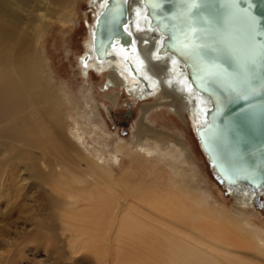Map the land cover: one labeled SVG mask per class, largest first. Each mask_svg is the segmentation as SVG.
Wrapping results in <instances>:
<instances>
[{
    "label": "bare ground",
    "instance_id": "bare-ground-1",
    "mask_svg": "<svg viewBox=\"0 0 264 264\" xmlns=\"http://www.w3.org/2000/svg\"><path fill=\"white\" fill-rule=\"evenodd\" d=\"M106 1L88 0L94 12L92 21L87 23L89 30L87 46L77 59L81 77L88 81L90 71L100 72L104 79L101 84L103 92H99V95L114 106L119 104L121 91L124 89L129 90L130 94L133 92L135 100L152 98L158 94L154 103L142 107L143 116L138 123L140 128L138 134L155 132V136L151 139L153 143L145 145L144 139L138 137L137 143L131 147L128 155L135 151L136 147L137 152L147 157L150 155L156 159L168 160V163L178 161L179 166L173 164V168L183 174V166H188L192 161L188 158L190 154L188 155L185 147L178 145L172 135L152 129L153 125L148 129V124L145 123L147 120L152 124L154 115H160L158 113L166 110L170 115L179 116L182 120L190 118L195 138L209 163V158L196 133V128L202 123L200 115L202 110L199 106L205 107L207 100L199 96L195 90H191L190 84L184 80L185 72L176 71L179 63L172 62L170 57L154 55L153 51L159 44L160 35L149 28L144 14L136 13L135 8H141V0H129V18L132 21L126 28L133 33L134 44H137L139 54L116 45L118 48L114 46L113 50H109L108 55L100 59L96 57L93 31L96 18L103 10ZM41 2L42 0H0V121L8 118L12 113L25 111L20 104L22 96L26 95V107L29 112L26 121L31 127L29 130L31 142L26 147V153L34 150L36 164L33 165L47 175L51 173L52 161L45 148L49 150L53 148L56 154L59 153L53 159L55 181L50 186L47 183L46 186L43 185L44 183L38 186L46 192H54L62 204L58 216L60 233L57 234L56 240L67 243L73 255L81 254L83 251L90 253V255L88 253L80 255L82 261L88 257L99 260L104 256L101 253L103 246L106 247V241H109L110 246L112 245L110 256L114 264H121V260L127 259L134 262L143 260L142 264H159L161 257L158 255L161 253L165 254L167 264H224L220 257L224 246L225 264H234L228 257L229 253L226 252L233 248L245 250L250 254L248 258L250 262L237 261L236 264H264V233L261 235L251 232L248 235L239 233L242 238L238 236V243L231 242L229 234L242 232L241 225L229 224L234 230L232 231L227 225L218 221V218H214L209 200L205 196L194 197L190 191L185 190L184 183L182 184L178 179L181 175H177L179 177L176 178V171H173L175 175L166 178L160 176L161 180L166 181L164 185L163 180H159L163 186L159 184L158 188H147L144 185L146 183L141 179L140 182H134L135 186L131 189L126 188V192L121 195L119 191L116 193L112 181L115 169L122 166L120 155L126 154L127 150V144L121 139L115 143L116 150L106 154V147L109 146L110 141H107V136L98 134L100 137L93 140L97 145H93L91 150L86 148L89 154L86 156L79 153L67 141L57 142L58 145L53 144L46 131L39 130L35 115L38 109H42L47 120L60 119L58 113L52 111L56 108L58 96H55L56 93L53 91V78L47 70V63L37 51L31 54L37 46L42 34L41 28L45 24L42 21L39 28L33 27L30 17L26 19V13L28 10L33 13L41 11L39 6ZM33 20L35 21V18ZM221 42L225 43L228 49L230 48L233 55L239 52L246 54L251 52L246 49L244 43L238 44L237 47L236 41L228 43L222 39ZM85 56L89 59L83 61ZM220 67L222 66L216 64L209 66L208 69L221 72L223 68ZM212 79L217 82L222 81L220 78ZM87 88H89L88 96H92L98 102L95 98V89L92 86ZM69 102L75 101L69 98ZM131 110L130 118L135 115L133 109ZM103 127L109 131L108 127ZM68 133L74 143L80 147L87 142L86 133L80 131L77 124H69ZM25 142L23 138L19 140L20 145L25 146ZM82 162L86 166L84 169ZM69 166L74 170L75 178L70 177L73 181L68 185L70 186L68 189L65 188L67 183L63 184L64 182L62 183L57 176L63 180L64 177L61 176L65 169L69 170ZM210 167L215 173L211 165ZM192 170H196V167ZM23 185L26 186V183ZM224 187L236 200V205L241 211L243 209L256 211L254 207L256 199L260 194L264 195V190H251L248 186ZM21 194L16 200L10 177L0 172V209L19 204ZM246 225L250 227L248 223ZM232 234L231 236H234L235 233Z\"/></svg>",
    "mask_w": 264,
    "mask_h": 264
},
{
    "label": "rangeland",
    "instance_id": "rangeland-1",
    "mask_svg": "<svg viewBox=\"0 0 264 264\" xmlns=\"http://www.w3.org/2000/svg\"><path fill=\"white\" fill-rule=\"evenodd\" d=\"M39 6L41 11L33 13L28 10L26 13V19L28 16L30 17L33 27L39 28L42 21L45 24L41 28L42 34L37 46L34 47L31 54L37 51L47 63V70L53 78V91L56 93L55 96H58L56 108L52 111L57 112V116L60 117L59 120L56 118L47 120L42 109H38L35 115L39 123V130L44 129L53 144L58 145L57 142L67 141L79 153L86 156L89 155L86 148L91 150L93 145H97L93 140L99 136L98 134H102L103 137L107 136V141H110L109 146L106 147V154L116 150L115 143L121 139L123 143L127 144V155H120L122 166L115 169L114 178H112L116 193L119 191L121 195L126 192V188L131 189L141 179L146 183L144 185L147 188H158L160 181L163 180L164 185L166 183L164 179L161 180L160 176L166 178L169 175H175L173 171H176V178H178L177 175H181V172L173 168V164L179 166L178 161L168 163V160L156 159L150 155L147 157L143 153L137 152L136 147L135 151L128 155L131 147L137 143L138 137L144 139L145 145L153 143L151 139L155 136V132L150 134L147 131V133L138 134L140 129L138 123L143 116L142 107L154 103L158 94L152 98L135 100L133 92L130 94L129 90L124 89L121 91L119 104L114 106L109 100L99 95V92H103L101 84L104 79L100 72L97 74L90 71L88 80L90 83L81 77L77 59L87 46L89 35L87 23L92 21L94 12L92 6L88 4V0H61L60 2L42 0ZM87 86H92L95 89V98L98 99V102L92 96H88L89 90L87 89L89 88ZM69 98L75 102L70 103ZM26 102V95H23L20 105L25 111L12 113L8 118L0 121V136H2V138L0 137V172L10 177L15 198L22 193L19 204H13L7 209H0V264H114L110 256L112 245L110 246L109 241H106V247L103 246L104 249L101 253L104 256L99 260L88 257L82 261L80 255L87 254V251L73 255L70 253L67 243L56 240L57 234L60 233L58 216L62 204L54 192H46L38 186L43 183L44 186L46 183L50 186L55 181L53 159L59 153L56 154L53 148L50 150L45 148L52 161L51 173L48 175L33 165L36 164L34 150L31 151L32 155L30 152L26 153V147L31 142L29 134L31 127L26 121V116L29 113ZM130 109H133L135 115L132 118L123 116ZM158 114L160 115H154L152 118V124L145 120L148 129L153 125L152 129L172 135L175 138L174 141L178 145L184 146L188 155L190 154L187 157L192 161L188 166H183V171H181L184 175L180 176L183 178H178L179 182L184 183V189L190 191L194 197L205 196L209 200L213 217L218 218L217 220L221 221L223 225H227L231 230V223L241 225L242 232L239 231L237 234L232 232L234 236H231L232 233L229 234L231 242L238 243L239 237L242 238V235H248L250 232L256 235L263 234L264 195L260 194L256 199L254 205L256 211L253 209L241 211L231 193L217 181L195 138L190 118L182 120L179 116L170 115L166 110H162ZM71 123L77 124L80 131L86 133L87 142L81 147L74 143L68 133V125ZM103 126L108 127L109 131H106ZM160 135L158 134V136ZM21 138L26 140L25 146L19 144ZM81 164L84 169L85 163ZM71 165L73 166V163ZM194 167L196 170H192ZM68 169H65L61 176L64 177V181L60 179V176L57 177L62 183L64 182L63 184L67 183L65 188L69 189L68 185L71 184L75 175L70 166ZM23 183H26V186ZM49 186L47 187L49 188ZM121 187L123 188L121 189ZM57 188L59 187L57 186ZM99 192L97 191V193ZM95 211L100 210L95 209ZM246 222L250 227L246 225ZM239 233L242 235L240 236ZM235 249L226 251L234 264L237 261H251L248 259L250 254L247 251ZM105 250H107L106 253ZM158 256L161 257L159 264H167L164 253ZM103 257L106 259L104 260ZM220 257L221 262L225 264V246ZM142 261L134 262L127 259L121 260L120 263L142 264Z\"/></svg>",
    "mask_w": 264,
    "mask_h": 264
},
{
    "label": "water",
    "instance_id": "water-1",
    "mask_svg": "<svg viewBox=\"0 0 264 264\" xmlns=\"http://www.w3.org/2000/svg\"><path fill=\"white\" fill-rule=\"evenodd\" d=\"M128 8L129 0H107L98 14V59L116 45L139 54ZM135 9L160 35L154 55L179 63L176 71L207 100L196 133L215 177L227 188L264 190V0H141ZM222 39L251 52L233 55ZM216 64L223 70L209 71Z\"/></svg>",
    "mask_w": 264,
    "mask_h": 264
},
{
    "label": "snow or ice",
    "instance_id": "snow-or-ice-1",
    "mask_svg": "<svg viewBox=\"0 0 264 264\" xmlns=\"http://www.w3.org/2000/svg\"><path fill=\"white\" fill-rule=\"evenodd\" d=\"M129 35H130V33H129Z\"/></svg>",
    "mask_w": 264,
    "mask_h": 264
}]
</instances>
